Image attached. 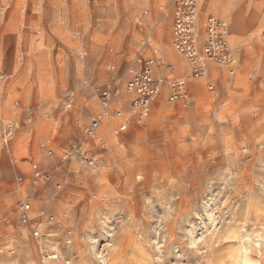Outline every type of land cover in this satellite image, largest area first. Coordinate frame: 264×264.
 Instances as JSON below:
<instances>
[{
  "label": "rangeland",
  "instance_id": "obj_1",
  "mask_svg": "<svg viewBox=\"0 0 264 264\" xmlns=\"http://www.w3.org/2000/svg\"><path fill=\"white\" fill-rule=\"evenodd\" d=\"M189 1L200 56L210 18L228 25L203 74L175 45L186 0H0V132L17 125L0 134V264H264V0ZM146 36L165 77L150 113L87 136L95 85L119 89L113 114L132 109Z\"/></svg>",
  "mask_w": 264,
  "mask_h": 264
},
{
  "label": "built area",
  "instance_id": "obj_2",
  "mask_svg": "<svg viewBox=\"0 0 264 264\" xmlns=\"http://www.w3.org/2000/svg\"><path fill=\"white\" fill-rule=\"evenodd\" d=\"M186 0V9L177 11V18L175 22V45L178 50L184 53L189 60L196 63V73L203 74L205 69V57H222L227 55V47L222 34L224 33V23L216 18H210V27L212 31L211 37L208 39V43L205 45L204 56L199 55V50L196 47V7L194 3H189ZM193 2V1H192ZM195 24V25H194ZM158 48L153 46L150 41V37L146 36L141 40L140 48L137 51L134 59H132L130 72L131 75L127 80V90L134 94L132 109L116 110L113 114V101L118 94L119 89L112 83H104L95 85L94 89L97 92L100 112L93 116L89 122H79L78 126L82 128L84 133L89 137H94L97 134L98 129L105 121V118L114 115L120 119L119 126L116 130L124 131L128 128L131 121L138 118L139 121L144 119L151 111L152 101L154 97L159 93L161 84L165 81V77H159L156 75V66L158 63ZM172 87L171 99L180 98V81L170 82ZM16 123L13 120H7L0 132L3 138V146L12 139L14 132L16 131ZM51 139H47L43 145L49 146ZM74 146L70 145L64 154L62 160L68 159L73 154ZM50 154L53 153V149L48 150ZM79 152L84 153V147L79 148ZM32 171L35 180L47 181L51 179V173L47 169L43 168L38 162H32ZM19 178H22L21 176ZM31 202L29 197H25L21 200L20 210L21 218L23 222L30 226V229L36 239L41 236L40 230L32 222L33 218L30 215Z\"/></svg>",
  "mask_w": 264,
  "mask_h": 264
},
{
  "label": "bare ground",
  "instance_id": "obj_3",
  "mask_svg": "<svg viewBox=\"0 0 264 264\" xmlns=\"http://www.w3.org/2000/svg\"><path fill=\"white\" fill-rule=\"evenodd\" d=\"M229 4V3H228ZM232 8V7H231ZM239 9V8H238ZM207 11H208V9H207ZM214 18V17H213ZM225 21V20H224ZM235 21V20H234ZM243 21V20H242ZM223 22V21H222ZM224 23V25L226 26V29H225V27H224V33L226 32V36L228 37V25H227V22L225 21V22H223ZM241 23V22H240ZM198 24V23H197ZM243 24H244V21H243ZM243 24H241V25H243ZM236 25V24H235ZM235 28V27H234ZM232 29H233V26H232ZM230 30V29H229ZM237 39V38H236ZM230 40L233 42L234 41V36H233V33H231V35H230ZM201 82V81H200ZM198 83V82H197ZM196 85V84H195ZM201 85V84H200ZM196 86H198V85H196ZM195 86V87H196ZM197 88H200V87H197ZM122 98H120V100H121ZM92 106H94V105H92ZM116 119H114V118H112L111 116L110 117H107V118H105V121H104V127H102L106 132H108V129H110V126L114 123V121H115ZM111 134V133H110ZM109 134V135H110ZM111 138V137H110ZM53 257H58L57 255H54ZM240 261V260H239Z\"/></svg>",
  "mask_w": 264,
  "mask_h": 264
}]
</instances>
